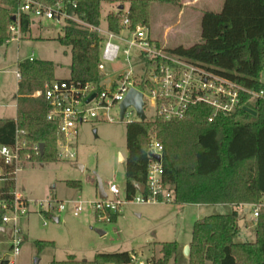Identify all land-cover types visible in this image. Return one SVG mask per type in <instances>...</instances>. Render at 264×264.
<instances>
[{
    "label": "trees",
    "instance_id": "1",
    "mask_svg": "<svg viewBox=\"0 0 264 264\" xmlns=\"http://www.w3.org/2000/svg\"><path fill=\"white\" fill-rule=\"evenodd\" d=\"M51 2L52 0H44ZM112 0H69L67 13L84 24L99 27L101 6ZM151 3L179 6L180 0H130L127 11L106 16V28L120 32L126 16L131 26L148 25ZM17 0H0V47L8 40V27L16 23L13 17ZM32 21L20 14L21 36L30 32ZM201 42L188 48L176 47L168 52L208 66L216 74L236 81L241 86L264 91L260 75L264 69V0H224L220 12L202 14ZM57 42L70 49V81L81 85L99 84L97 65L103 38L87 27L65 21ZM20 80L16 93V116L0 119V145H11L16 130L26 132V138L43 144V152L34 157L39 163L57 162V124L46 120L45 99L34 96L54 78L50 61L23 60L17 64ZM254 115L240 109L229 116L217 115L211 122V108L206 105L190 107L181 121L161 119L132 122L126 125L127 155L124 162V189L131 198L138 186L146 185L150 163L147 143L151 130L156 131L163 147V182L173 189L172 204L228 205L235 208L256 204L264 197V100L257 101ZM66 186L80 189L79 181H66ZM13 184L2 189L1 201L11 204ZM3 210L0 208V225ZM119 214H108L116 222ZM238 212L205 216L194 222L187 264H240L235 259V239L238 237ZM51 245V243H40ZM161 257L149 264H169L177 260V242L160 243ZM247 264H264V207L255 224V242L244 249ZM0 264H6L1 262ZM50 264H80L73 256ZM90 264H131L128 252L97 254Z\"/></svg>",
    "mask_w": 264,
    "mask_h": 264
},
{
    "label": "rangeland",
    "instance_id": "2",
    "mask_svg": "<svg viewBox=\"0 0 264 264\" xmlns=\"http://www.w3.org/2000/svg\"><path fill=\"white\" fill-rule=\"evenodd\" d=\"M112 1L102 4L101 28L106 26L105 19L109 12L115 13L119 6H123L125 13L130 0ZM210 10L220 12L221 8L211 7ZM179 13L178 6L151 3L147 27L150 23L154 35L162 36L166 27L164 24L169 20L176 21ZM36 22L34 20L32 25V38L28 35L26 39L9 41L0 48V105L5 104L3 116H15V73L18 60L29 58L33 53L35 59H46L54 63L55 79L69 78L70 49L61 46L56 40L62 35L64 22L41 20L38 25ZM122 35L129 37L127 32ZM36 36L41 39L35 38ZM199 39V30L190 27L188 30L170 33L167 40L169 47H188L197 44ZM104 66L99 78L100 83L106 86L129 70L124 59L105 62ZM260 80L264 83V69ZM128 111L132 112L128 121L135 122V112L131 108ZM146 114L150 117L151 112L147 110ZM126 125L127 119L115 124L97 122L81 125L75 142V159L61 161L57 158L55 163L37 162L27 165L17 174L15 193L32 202L28 216L19 220L24 240L15 256L14 264H50L52 261H65L69 256H73L80 264L83 260L90 264L97 254L122 252L133 255L137 263L149 264L150 259L156 261L161 257L160 243L176 241L184 244L190 240L196 220L233 210L228 205L127 204L114 223L96 218L91 204L98 198L97 177L101 179L105 191L110 184L124 188ZM150 132L157 138L154 129ZM119 154L122 155L120 160ZM75 165H81L83 169L79 170ZM66 181H79L81 188H68ZM48 199V204L38 206V203ZM75 201H80L83 205V210L77 217L73 215ZM57 203L65 205L63 212L55 211ZM135 212L141 213V217L135 216ZM239 213L246 219L252 218L249 214L243 215L241 211ZM55 218L58 219L57 223ZM238 222L243 224L242 218ZM147 238L153 241L147 242ZM4 239L0 234V241ZM44 242L51 245L40 244ZM2 254L0 251V261ZM9 258L11 255L6 253V259ZM169 264L174 262L170 261Z\"/></svg>",
    "mask_w": 264,
    "mask_h": 264
},
{
    "label": "built area",
    "instance_id": "3",
    "mask_svg": "<svg viewBox=\"0 0 264 264\" xmlns=\"http://www.w3.org/2000/svg\"><path fill=\"white\" fill-rule=\"evenodd\" d=\"M17 1L19 5L14 16L16 23L8 27V41H17L21 37L20 14L28 15L31 21L54 20L65 23L69 20L78 26L89 28L103 38L100 61L97 65L99 72L104 70L105 62L124 59L129 66L126 73L117 76L108 86L102 83L81 85L68 79H56L46 83L41 92L35 93L34 96L41 95L47 103L46 120L57 124L56 150L57 158L61 161L75 159V142L81 125L97 122L115 124L126 119L127 124L132 123L128 121V117L132 114L128 110L133 108L129 107L125 110L122 120L119 109L120 103L130 89L139 91L143 96L145 121H153L157 118L164 122L181 121L187 116L190 107L206 105L211 108L212 113L209 118L211 122L217 115L229 116L244 108L253 111L257 101L264 100L263 90L257 92L247 89L236 81L216 74L208 66L159 47L150 40L146 26L137 24L132 27L126 16L121 20L120 32L115 33L107 28L88 26L75 16L69 15L66 3L69 0ZM123 32L129 33V37H123ZM134 67H136L135 71ZM16 78L20 80L17 72ZM91 96L93 98L88 101ZM147 110L151 112L150 117L146 114ZM136 117L135 122H141L137 115ZM147 150L150 163L143 192L136 190V193L128 199L124 188L110 184L105 191L106 198L98 197L91 204L96 218L105 221L108 214H121L127 204L173 202V189L163 182V147L153 132L148 135ZM40 154L39 144L28 140L26 132L22 130H16L13 144L0 145V197L2 189L10 183L13 184L11 204L0 200V208L3 210L0 227L10 229L9 237H6L5 242H0V248L11 255V258L6 259L5 254L0 263L14 264L15 256L24 240L19 220L28 216L32 202L15 193L16 176L27 165L37 163L34 157ZM155 156H159L160 160L156 161L153 158ZM49 199L38 203V206L48 204ZM73 206V215L77 217L82 212L83 205L80 201H75ZM263 207L264 197L258 203L248 206L254 220L258 218ZM65 208L64 204L57 203L55 211L61 213ZM136 263V258L131 255V264Z\"/></svg>",
    "mask_w": 264,
    "mask_h": 264
},
{
    "label": "crops",
    "instance_id": "4",
    "mask_svg": "<svg viewBox=\"0 0 264 264\" xmlns=\"http://www.w3.org/2000/svg\"><path fill=\"white\" fill-rule=\"evenodd\" d=\"M223 2H224V0H184V1L180 0V4L178 6L180 13L178 15L177 20L176 21L169 20L164 24L166 27H165V30H164L162 36L161 35H154V33L150 27L151 25L149 23V26L147 27L148 36H149L151 41H153L156 45H158L159 47H162L165 50H172V49L179 47V46H182L184 48H188L190 46L185 47L183 45H176V46L169 47L168 46V40H167L169 34L175 33V32H181V31H184L185 29H187V30L190 29V27H194L195 29L199 30L200 35H201L200 23H201L202 14L204 12L211 11L210 10L211 7L222 8ZM119 7H118L117 11H120ZM211 12H214V11H211ZM109 13H111V12H109ZM33 23H34V21H32V24L30 26V32L25 37L21 36L19 40L26 39L28 35H29V38H32V25H33ZM36 23L38 25L41 23V21H37ZM99 28H101V27L99 26ZM101 29H106V26L104 28H101ZM35 38L41 39L40 36H38V37L36 36ZM8 42L9 41H7L4 45H6ZM200 42H201V37H200L198 43H200ZM31 58L35 59L33 57V53L30 55L29 58H25L23 60H27V59L32 60ZM23 60H18L16 63V67H17V64ZM36 60L50 61V60H46V59H36ZM50 62H52V61H50ZM70 62H71V59H70ZM16 72H17V69H16ZM54 72H55V67H54ZM0 75H1V72H0ZM15 79H16V88H15V96L14 97H15V116H16V93H17V85H18V79L16 78V73H15ZM260 82H262V81L260 80ZM4 107H5V104L0 105V119H14L15 116H13V117L3 116L4 115V111H3ZM119 155H121V154H119ZM124 162H125V160H124ZM196 206H203V205H196ZM223 208H226V207H223ZM233 210H237L239 219L242 218V220H243V224H240L238 222L239 234H238V237L235 239V244L237 245L236 247H239L238 248L239 253L237 252L238 250L237 251L235 250V259L240 264H247L249 261V259H248L249 257L246 255L244 249L253 245V243L255 242L256 220H254L253 217L251 219H246L245 216L240 215V213H239L240 211L242 212L243 215L244 214L251 215V212H250V209L248 208V206H239L238 208L233 207ZM225 213L226 212H224V211L221 212V214H225ZM134 215L137 217H141V213H139V212H135ZM99 232L102 235L104 234L101 231H99ZM2 235L4 236L5 239H4V241H0V242H5L6 235L5 234H2ZM147 239H148L147 242L153 241L150 238H147ZM190 241H191V238L188 242H185L184 244H179L177 242V245H178V249H177V251H178V255H177L178 262H177V264H187V257H185L183 255V250L186 246L189 247ZM0 251L3 253L2 254V258H3V256L6 254V251L4 249H1V248H0Z\"/></svg>",
    "mask_w": 264,
    "mask_h": 264
},
{
    "label": "water",
    "instance_id": "5",
    "mask_svg": "<svg viewBox=\"0 0 264 264\" xmlns=\"http://www.w3.org/2000/svg\"><path fill=\"white\" fill-rule=\"evenodd\" d=\"M123 9L122 6L119 7V10L121 11ZM13 20H15V18L13 17ZM93 98V96H91L88 101H90L91 99ZM143 106H144V103H143V96L142 94L135 90V89H130L129 92L127 93V95L125 96V98L123 99V101L120 103L119 105V109H120V120H122L123 118V114L125 112V110L129 107H132L136 113V115L139 117L140 121L143 122L145 121V115H144V112H143ZM245 112L249 113V114H252L254 115V111L248 109V108H244L243 109ZM43 144H39V148H40V153L43 152ZM122 158L121 155H119V159ZM156 161H159L160 160V157L159 156H155L153 157ZM75 168L79 169V170H82L83 167L81 165H75ZM137 191L142 193L143 192V187L142 186H138L137 187ZM97 194H98V197L100 199H105L106 198V193H105V190H104V187L102 185V181L99 177H97ZM54 221L57 223L58 222V219L55 218ZM0 233L1 234H5L6 237H9L10 235V229H6L4 227H0ZM100 233V232H99ZM101 234V233H100ZM189 253H190V248L188 246H186L183 250V255L185 257H188L189 256ZM82 264H86V261L83 260L82 261Z\"/></svg>",
    "mask_w": 264,
    "mask_h": 264
}]
</instances>
